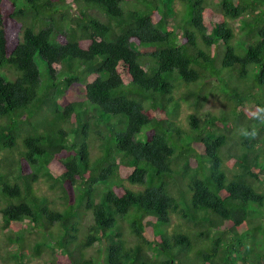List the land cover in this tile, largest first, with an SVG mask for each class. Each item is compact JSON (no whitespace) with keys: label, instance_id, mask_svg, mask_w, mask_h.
Listing matches in <instances>:
<instances>
[{"label":"trees","instance_id":"1","mask_svg":"<svg viewBox=\"0 0 264 264\" xmlns=\"http://www.w3.org/2000/svg\"><path fill=\"white\" fill-rule=\"evenodd\" d=\"M177 2L0 0V264H264V0Z\"/></svg>","mask_w":264,"mask_h":264},{"label":"rangeland","instance_id":"2","mask_svg":"<svg viewBox=\"0 0 264 264\" xmlns=\"http://www.w3.org/2000/svg\"><path fill=\"white\" fill-rule=\"evenodd\" d=\"M165 6L166 8H172V13L173 11L175 10H180V5L179 3L177 2V0H162V4H161V11L164 12L165 10ZM94 17L96 18H102L99 13L95 10H88ZM166 17V22L167 24H170L172 21H173V14L171 15H168V16H165ZM236 24H234L233 26H235ZM213 27L212 24L208 25L207 27V33H209V31L211 30V28ZM178 90H176L174 92V95L177 93ZM75 96H77L76 94H74ZM65 94L64 93H61V94H58L57 95V101L59 103L60 106L63 105L64 101H65ZM66 102V101H65ZM227 108V106H225V103L219 99V96H213V97H210L208 99V101L206 102V104L204 105V107L202 109H200L199 111L200 112H203L205 110L207 111H214V110H217L219 108ZM179 112H178V115H179V120L181 121L183 119V117L185 116V114L189 111V109L184 105V104H180L179 105ZM106 117V115H105ZM204 118V116H203ZM146 131L147 129L143 126L139 132H137L136 134H134L133 136V139L134 140H137V141H143L145 140V138L147 137L146 136ZM227 168L229 166H226ZM35 191L37 193H42V192H45L44 190V186L42 183H38V184H35ZM174 222H176V220L174 219ZM29 230V229H28ZM2 233V232H0ZM97 244L94 243L93 246H96ZM92 250V249H89L88 252ZM91 252V251H90ZM59 256L56 255V258H58ZM47 259H48V255L47 253H43L42 256H40L39 258H34V259H30L28 262H26L27 264H47Z\"/></svg>","mask_w":264,"mask_h":264},{"label":"clouds","instance_id":"3","mask_svg":"<svg viewBox=\"0 0 264 264\" xmlns=\"http://www.w3.org/2000/svg\"><path fill=\"white\" fill-rule=\"evenodd\" d=\"M261 120H262V122H264V117H261ZM246 135H248V133H245ZM256 133H255V131H253L252 133H251V135H255Z\"/></svg>","mask_w":264,"mask_h":264}]
</instances>
